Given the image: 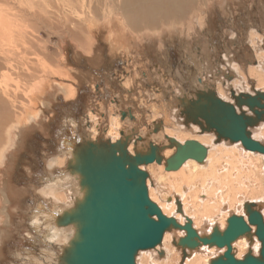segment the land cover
Here are the masks:
<instances>
[{
	"label": "rangeland",
	"instance_id": "374dc122",
	"mask_svg": "<svg viewBox=\"0 0 264 264\" xmlns=\"http://www.w3.org/2000/svg\"><path fill=\"white\" fill-rule=\"evenodd\" d=\"M176 1L177 3L172 4L171 0H168V10L163 12L161 17L155 15V18L150 19L159 22L151 23V25L157 23V26L151 29L152 33L156 32V35H153L142 29L140 19L142 16L139 15L148 8L157 7L158 4H149L141 8L139 12L133 11L132 15H136L133 17L136 26L133 25L134 29H129L124 23L126 19H123L121 15L114 18L116 22L106 23V19L109 20L107 11L116 9L120 0H0V8L3 7L13 21L16 18L19 19L17 20L18 25L25 29L23 42L17 41L16 46L18 47L13 51L14 59L10 58L6 62L0 56V117H8L0 126V264H46L48 254L53 253L54 257L58 258L61 253L63 248L50 242L47 237L44 238V235L51 229L46 231L45 227L47 223L45 221L49 218L44 219L43 224H41V220H43L41 218L45 214L51 216V219H55L56 214L69 207L54 204V198L51 195H43L42 190L46 189L52 181L55 183L56 180L67 174L65 172L67 154H71L67 143L80 140L83 137L89 140L102 138L103 140L110 139V142L116 141V139L112 140L110 134L106 135V129L108 130L112 117L118 115L115 129L124 132V135L118 134V141L127 136L125 131H128L130 126H135L133 129L139 131V135L147 137L142 140L163 144L167 142L164 137L158 139L152 138V135L150 140L147 136V132L152 126V119L147 116L146 110L154 104L152 101L146 106L143 105L144 103L139 101L142 92L145 94L150 88L149 91L152 94L150 100L162 101L158 105L159 107L157 106L160 117L154 119L153 123L154 121L163 122L164 118L161 114H166L163 110L171 100L173 102L172 109L175 111L167 112L170 113L169 116L173 119L174 114H180V117L184 119L182 109L176 108L181 97L196 99L195 94L197 93H209L210 90L206 89L209 86L212 88L211 92L214 90L216 94L215 84L218 83V80L223 82L222 87L224 89L225 85L226 89L228 83L239 76V72L234 67L236 63L241 67L240 74L247 77V79L242 78L244 79L243 86L251 88L250 91L255 89L251 87L250 83V81L253 82V79L249 78L244 68L250 64L256 65L258 62H253L258 57L256 53H264V0ZM178 3L179 6H174ZM184 17L182 22L181 18ZM169 20L171 23L168 22ZM200 20L203 21L202 25L199 24ZM189 24H192L193 28L207 29L208 34L204 40L209 36L210 38L207 43V51L205 49L207 52L205 56L202 54V48H197V46L201 47L202 41L191 46L192 42L187 43L186 39L177 38L178 33H181L182 26L186 27ZM113 31H117V33L121 31L120 36L123 35L127 38L130 36L129 38L133 42L130 51L126 43L108 40V34ZM186 31L191 32L192 30ZM250 34L259 35L260 38L258 37L256 44L251 41ZM153 38L158 45L161 43L160 47L165 53V58L161 59L160 63L163 67L158 70L153 68L155 62L150 60V57L156 58L154 54L148 53L150 57L142 58V55L147 54L146 47L148 51L153 49V45L148 46V40ZM86 40L91 42L90 47L88 43V53L83 52L81 46L87 42ZM111 46L117 51L110 50ZM203 46L205 45L203 44ZM212 47L214 50L216 49L215 53L209 52ZM17 53H20L21 58L15 57ZM141 59H144V63H141ZM260 59L258 57L257 60ZM136 61H139V65H143V67L138 68V65L134 64ZM195 63H200L201 67ZM57 68H60L61 72L65 69L67 76L72 77L61 75L57 79H51V76L56 75H50V72ZM148 68L150 70L147 74L159 72L161 76H164L160 88H157V85L147 86L138 78L137 75L144 76V71L147 72ZM224 73L230 75L224 76ZM200 78L204 81H201ZM13 79L17 81V85H14ZM97 79H99V82L96 83L99 84V91L104 86L111 85L109 86L112 91L110 92L111 96L104 102L96 98L94 82ZM129 79L132 81L130 86L127 85V88L121 89L120 83L124 85ZM39 81L43 84L41 91L36 89L40 84ZM71 81H73L72 87L76 88L73 102L79 97L82 98V101L78 103L82 102L79 105L80 108H77L78 105L75 106L78 109L77 116L73 111H70V114L64 113L69 111V106L65 105L72 100L64 99L66 90L62 82ZM7 82L10 91L3 89L7 88ZM211 83L212 85H210ZM31 88L34 90L32 95L29 93ZM231 88L234 90L230 92V95L231 93L238 95L237 91L239 90L232 84ZM242 91L243 89H240V92ZM3 92L11 94L13 103ZM176 97H180V99L177 100ZM134 99L137 101H133ZM119 110H125L124 112L131 110L133 118L128 116L121 118ZM20 113L21 117H19ZM72 121H75L74 124ZM76 127L77 131H75ZM112 134L114 135V133ZM92 135L94 138H91ZM127 138L129 140V136ZM132 143L130 145L136 149L138 144ZM35 151L42 157L37 162L38 166L34 168L32 160ZM128 153L130 154V152ZM60 157L64 158L63 164L56 162V158ZM147 169L145 170L147 171ZM262 172L264 173V163ZM153 177H155L154 174H152V179ZM151 186L157 190L153 192L154 196L169 194L168 187H159L153 180H151ZM70 187L67 184L59 185V189L67 191L68 196L65 195V200L68 202L75 199L76 193L75 190L71 192ZM69 204L71 205V203ZM38 205L39 207H37ZM225 208L220 205L218 211L223 212L226 210ZM230 210H227L228 217L232 214L240 215L234 213L232 209ZM40 213L42 214L40 215ZM35 215L39 216L40 227L34 225L36 222H34L33 216ZM206 225L208 226L204 234L211 230L210 223ZM251 248L254 249V245ZM159 251V246L156 245L152 250L139 253V256H136L138 263L145 264L147 255L149 261H153L154 255L163 259V256L158 255ZM215 251L210 253V259L223 253L219 249ZM244 254L240 257L242 258ZM51 263L53 264L54 260ZM174 264H183L180 254L179 260Z\"/></svg>",
	"mask_w": 264,
	"mask_h": 264
},
{
	"label": "bare ground",
	"instance_id": "6f19581e",
	"mask_svg": "<svg viewBox=\"0 0 264 264\" xmlns=\"http://www.w3.org/2000/svg\"><path fill=\"white\" fill-rule=\"evenodd\" d=\"M171 2H172V4L177 3L176 0H171ZM149 4H152V5L158 4V6L148 8L147 10L143 11L139 16H142V18H140L141 24H142V29L152 33L151 29H154L157 26L156 25L157 23L156 24L153 23L152 25H151V23L152 22H158V21H152L150 19L155 18V15H160V17H161L163 12H166L168 10V7H169L168 6V0H120V3L116 6V9H111V10L109 9V11H107L109 20L106 19V23H109L110 21L116 22V20L114 18L117 17L118 15H121L123 17V19H126V21H127V22L126 21L124 22L125 25L127 27H129V29H134V26H136V24H134L133 17H135L136 15L135 14L132 15V12L135 10L137 12H139L141 8H143ZM174 6H179V3L174 5ZM82 8H83V6H82ZM124 14H127V15H124ZM163 16H166V15H163ZM184 19H185V17L181 18L182 22ZM17 20H19V19L16 18L13 21L11 19V16L9 15V13L3 7L0 8V56H1L2 60L6 61V62H8L10 58L14 59L13 51H14V49H16V47H18V46H16L17 45L16 43H17V41L23 42L22 39L25 36V29L18 25ZM92 20L94 21V19H92ZM160 22H162V21H160ZM168 22L171 23V20H169ZM112 24H113V22H112ZM199 24L202 25L203 21L200 20ZM161 26H163V25L161 24ZM120 29H121V26H120ZM186 30H192V31L187 32ZM206 30L207 29H205V28H200V29L193 28L192 24H189L186 27H184V25H183L182 29H181V33H178L177 38H179V39L184 38V39H186L187 43L192 42V44H190L191 46L194 43L196 44V42L198 43V41H199V43H200V41H202L201 47L197 46V48L198 49L202 48L203 53L202 52L201 53L205 56L207 53L206 51L208 49L207 48L208 47L207 46L208 39L210 38V36H209L208 39L204 40L206 38L205 36H207V34H208V32ZM117 31H113L112 33H109L108 34V40L109 41H116L117 40L118 43L124 42L129 46V51H130V49H132V47H133V46H131V43L133 44V42L130 40V38H129L130 36L128 38L124 37L123 35L120 36L121 31L118 33H117ZM152 34L156 35V32H154ZM175 34H176V32H175ZM250 36L252 39L251 41L256 44L258 41L259 35L250 34ZM86 41L87 42L81 44V46L83 47V52L88 53V50H89L88 43H89V47H90L91 42L89 40H86ZM205 41H206V43H205ZM148 42H149L148 46H150V44L153 45V49L151 47L152 50L148 51V49L146 47L145 52H147V54L145 53V55H142V58L144 56L150 57V55L148 53H152L151 55L154 54V56L156 58L150 57V60L152 62H155V65L153 68L155 70L162 69L163 65H160V63L162 62L161 59L165 58V53H164V50L160 47L161 43L158 45L154 38L150 41L148 40ZM203 44L205 46H203ZM111 47H110V50L113 49L114 51H117V50H115L114 47H112V48ZM135 47H137V46H135ZM27 49H29V48L27 47ZM80 49H82V48H80ZM133 49H135V48H133ZM205 49H206V51H205ZM215 50L212 47L209 50V52L213 51L215 53L216 52ZM256 54L261 59L257 60L258 59V57H257L255 60H253V62L257 61L258 63L255 62L256 65L250 64L248 67L244 68V70L246 69V72H247V75L249 76V78L251 77L250 79H253V82L250 81L251 87L255 88V90L264 91V53H256ZM15 55H16L15 56L16 58H21L20 53H17ZM16 61H18V60H16ZM140 61H141V63H144V59H141ZM194 62H195V60H194ZM156 63H158V65H156ZM134 64L136 66L138 65V68L143 67V65H139V61H136ZM195 64L199 65L200 63L199 64L195 63ZM234 67L239 72V76H237V78L235 77L234 79H232L231 82L228 83L226 89H225V85H224V89H223V87H222L223 82L221 80H218L217 81L218 83L215 84V87H216L215 90H217L216 94H217L218 98H220L221 100H223L225 102H230L233 104H234V99L232 98V93L230 95V92L234 89L231 88V84L237 90H239V91H237L238 94L241 93L240 89H243L242 92H244V93H250L252 95L254 94L252 91H250L251 88L249 89L248 86L247 87L243 86V83H244L243 80L244 79H242V78L247 79V77L240 74V68L241 67L239 66V64L236 63L234 65ZM143 70H145V69H143ZM149 70H150V68H148L147 72H146V70L144 71V73H145L144 76H141L138 74L137 75L138 78L141 79V82L143 81V83H146L147 86L153 87L154 85H157L158 86L157 88H160L162 85V82L164 81L163 80L164 76H161V74L159 72H156L153 74H147L149 72ZM50 75H56V76H51L52 77L51 79H57L58 77H61V75L63 77H65V76L66 77H72V76H67V71L65 69L61 72L60 68H57L55 71H51ZM137 76H132V77H137ZM122 79H124V78H122ZM200 80H201V78H200ZM13 81H14V79H13ZM188 81H190V80H188ZM201 81H204V80H201ZM39 82H40V84L38 85V87L36 86L37 91H41L43 89V87H42L43 84L41 83V81H39ZM126 82L127 83L124 85L122 83H120L121 89L127 88V85L130 86V82H132V81H131V79H129V80H126ZM37 83H38V80H37ZM68 83L71 84L70 82H68ZM7 84H8V82L6 83V85ZM224 84H226V82H224ZM8 85H7L6 89L3 87L2 88L5 91H7V89H8V91H10L8 88ZM14 85H17V81H14ZM35 85H37V84H35ZM207 85L209 86V84H207ZM210 85H212V83ZM68 88H69L70 93H74L73 87L71 85H68ZM143 88H144V86H143ZM171 89H172V87H171ZM188 89H190V88H188ZM191 89H193V88H191ZM206 89L210 90L209 92L212 91V88L210 86H209V88H206ZM31 90H32V88L29 91L30 95H32V93L34 91V90L31 91ZM149 90H150V88H149ZM149 90L146 91L145 94H143V92H142V95H141V98L139 101L142 104L144 103L143 105H145V106L150 104V102L153 101L152 104H154V105L151 106L150 109L146 110V112H148L147 116L149 118H151L153 121L157 117H160L158 105L162 101H160L158 99L150 100L152 94H151V91H149ZM155 91H157V90H155ZM248 91H250V92H248ZM211 93L215 94L214 90ZM4 95L7 98H9L10 101L13 103V97L11 96V94L9 92L4 93ZM148 97H149V99H148ZM176 98H177V100L180 99V97H176ZM196 99L193 98V100H192V98L183 96L178 101L176 108L179 110H181V109L183 110L184 106H189V103L192 101H195ZM133 101H137V99H134ZM172 105H173V102L171 100L170 103H168L166 105V109L163 108L164 109L163 111H165L166 114L165 113L161 114L162 117L164 118L163 122L160 121V123H157V126L159 128V132L155 136L153 135L152 138L156 137L159 139V138H162L164 136H168V137L174 138L175 140H177L180 143H183L185 140H196L199 143L206 146L207 154H206L204 162L198 163L192 159H188L177 170H173V171H166L164 169L163 163L158 164V165H155L154 163H152V164L145 166L144 169L148 168L147 171H148V175H149L147 180H146L149 199L158 206V208L161 210L162 214H164L168 218L174 217L176 219V221L181 225L184 224L185 218L190 219L192 227L201 236L206 235L204 233H205L206 227L208 226V225H206L207 223H210L209 228H211V229L213 227H218L219 230H223L226 226V220L228 218L227 210L232 209L234 213H238L241 216H244V218L246 219L244 211H243V204L245 202H252V203L256 204V206L260 207V209L262 210V214H263L264 213V206H263L264 205V186H263L264 173L262 172V167H263V163H264V154L245 150L239 142L230 143V142L224 141L222 139L217 140L215 133L211 129L210 130L204 129L203 131H201L199 126L197 124L193 123L192 121L189 120L188 122H185V118L184 119L181 118L180 114H177V115L174 114L173 119H172L169 116L170 113H167V112L175 111L172 109ZM244 109H246V108L244 107ZM236 110H237V107H236ZM111 114H113V113H111ZM91 115H93V114H91ZM127 116L128 115L126 114V117ZM193 116H195V114H193ZM19 117H21V113H20ZM19 117H16V118H19ZM7 119H8L7 116L0 117V126H1L2 122L7 120ZM134 119H135V116H134ZM14 121H15V119H14ZM20 122H22V119H20ZM117 123H118V115H114V117H112V119H111V124H110L108 130L106 131V135L110 134L112 136V140H115V139L117 140V136H118V134H120V131L118 129H115L117 126ZM112 125H114V128H112ZM112 133H114V135ZM250 134H251L252 138H254L255 140H258L259 142L264 144V142H262V140L264 139V121H260V123H258L255 127L251 128ZM122 135H124V132ZM151 135H152V133H151ZM91 138H94V135H92ZM120 138H121V136H120ZM152 138H150V140ZM74 143H75L74 141L67 143L68 147L69 148L72 147L74 145ZM112 143H114V142H112ZM147 143H149V142L147 141ZM64 144H66V143H64ZM126 144L127 143H125V147H126ZM137 144H138L137 145L138 147L136 149H138V150L143 149L139 145V143H137ZM158 145L161 146L160 143H158ZM132 149H133L132 145H129L128 152H130V154H133ZM172 152H173L172 148H166L162 151L161 154H162L163 158H167L172 154ZM67 155H68V159H69V156H71V154H67ZM63 161H64V158H62V157L56 158V162L58 164H61ZM149 166H151V167H149ZM152 174L155 175V177H153V179H152ZM151 180H153L155 185H158L159 187H163V186L168 187V189L170 190V191H168L169 194L166 193V194H161L159 196H154L153 192L154 191L156 192L157 190H155V188H153L151 186ZM52 182H51V184L48 185V187L46 189L43 188V190H42L43 193L42 192L41 193L43 195H47V196L51 195L55 200V201H53L54 204L66 205V207H71L74 200L80 199L82 197V191H80V189L78 188V183L74 179V177H69L68 174H65L63 177H60V179L56 180L55 183H52ZM64 184L71 186L70 187L71 192H73V190L76 191L74 200H71L69 202L65 200V195L68 196L67 191L64 192L63 189H59V185H64ZM58 202H60V203H58ZM69 203H71V205ZM220 205L222 207H226L225 208L226 210H223V212L218 211ZM37 207H39V205ZM178 208L181 209V213H179L177 211ZM238 211H242V212H238ZM41 214L42 213H40V215ZM42 216H41L42 217L41 219H43V220H41L42 221L41 224H43L44 219L49 218L45 221V222H47L45 227H46V231L51 229L50 232H47L44 235V238L47 237L50 242H54L58 246H60L61 248H64L67 245L68 240L71 238V236L73 234V228L71 226H69V227H55L54 226L53 228H51L49 223L52 222L54 219H51V216H48L45 214ZM33 217L35 218L34 222H36V223H34V225H37L40 227L41 224H38L39 223L38 222L39 216L35 215ZM253 230H254V226H251V232H252L251 237L246 238L245 236H241V237L237 238L232 243V252L234 253V256L236 259H240L241 258L240 256L242 254L246 253V251H248V250L254 256L258 255V254L256 255V253L259 252L260 247H259V242H257L258 240H256V238L254 239L255 236L253 235ZM210 232H211V230L209 232H207V234H209ZM184 234H185V232L181 229H170L168 231L166 230L162 236L161 243L159 245H157V246H159V249H160V251L158 252V255L161 257L163 256V259H160V258L156 257V255H154L153 261H149L148 255H147L146 260H145L146 261L145 264H174L175 261L177 263V261L179 260V254L181 255V262H183V264H209V262L211 260L210 259V253L216 252L215 251L216 249H219L221 252H224L223 250H225L224 248H217L215 246L207 247L205 245H200L198 248H196L194 250H190V249L186 248V251H185L186 254H185L184 258L182 259L183 248L177 244V242H178L177 240H178V238L184 236ZM252 245H254V249L251 248ZM52 249H53V247H52ZM150 250H152V249H150ZM146 251H149V250H141L137 253L136 256H139V253L146 252ZM160 252H161V254H159ZM52 260H54L53 264H57L58 258L54 257L53 253H50V254H48V262L46 264H52L51 263ZM135 261H136V264H140V263H138L137 257L135 258Z\"/></svg>",
	"mask_w": 264,
	"mask_h": 264
},
{
	"label": "water",
	"instance_id": "95a60500",
	"mask_svg": "<svg viewBox=\"0 0 264 264\" xmlns=\"http://www.w3.org/2000/svg\"><path fill=\"white\" fill-rule=\"evenodd\" d=\"M252 92L253 95L232 93L234 104L211 92L196 94L197 99L181 112L185 122L192 121L201 131L211 129L217 140L239 142L245 150L264 154V144L250 134L251 128L264 121V91ZM164 138L167 144L158 146L149 142L141 150L133 149V154L128 153L125 142L112 143L102 138L83 137L70 147L65 172L77 181L82 197L56 214L49 224L51 228H73L57 264H135L137 253L155 248L170 229L185 232L177 240L183 248L182 259L186 248L194 250L205 245L225 247L209 264H264V216L256 204H243L246 219L232 214L223 230L213 227L209 234L201 236L190 219L185 218L181 225L174 217L162 214L149 199L145 166L163 163L166 171H173L188 159L202 163L207 154L206 146L196 140L180 143L168 136ZM166 148H172L173 152L163 158L161 153ZM177 211L181 213V209ZM251 226L255 227L253 235L260 243L258 255L248 250L236 259L232 243L241 236L251 237Z\"/></svg>",
	"mask_w": 264,
	"mask_h": 264
},
{
	"label": "flooded vegetation",
	"instance_id": "af4514ba",
	"mask_svg": "<svg viewBox=\"0 0 264 264\" xmlns=\"http://www.w3.org/2000/svg\"><path fill=\"white\" fill-rule=\"evenodd\" d=\"M230 74H228V73H224V76H229ZM99 97V94L98 93H96V98H98ZM80 101H82V98L81 97H79L77 100H75L74 102H73V100L71 101V102H69V103H67L65 106H69V111H65L64 113H68V114H70V111H73V112H75L76 113V116L78 115L77 114V111H78V109L80 108L79 107V105L80 104H82V102L80 103V104H78ZM73 102V103H72ZM76 105H78L77 106V108L78 109H76L75 108V106ZM120 112H119V114H120V116H121V118H123L124 116H126V114L128 115V117H130L131 118V116H132V114H131V110L129 111H127V112H123V110H119ZM126 113V114H125ZM59 114H62V112L60 113L59 112ZM59 114H58V116H59ZM81 118V117H80ZM132 118H133V116H132ZM131 118V119H132ZM155 123H153V121H152V126H150V131H148L147 132V136H149V137H151L152 135H154V133L155 132H159V128H158V126H157V123H160V121H154ZM133 125V124H132ZM135 126H130L129 128H128V131L126 130L125 132H127V136H124V138L126 139H123L122 138V142H125V143H127L126 144V148H127V150H128V147H129V145H130V143H132V142H134L133 144L134 145H137V143H139V145L141 146V147H145V146H147V140H145V142H144V140H142V139H146L147 137L145 136V137H143L142 135H139L138 134V132L137 131H135L133 128H134ZM130 129V130H129ZM75 131H77V127H76V129H75ZM106 131H107V129H106ZM120 131V133H123V131H121V130H119ZM151 133H152V135H151ZM157 133H155V134H157ZM129 136V140H128V137ZM165 137V136H164ZM47 139H49V138H47ZM165 139V138H164ZM110 140V139H109ZM166 140V139H165ZM76 141H78V140H76ZM76 141H74V142H76ZM116 141H118V139L116 140ZM116 141H113V142H116ZM136 141V142H135ZM167 141V140H166ZM148 142H152V141H149L148 140ZM152 143H154V142H152ZM168 142H165V143H163V144H161V145H164V144H167ZM154 144H156V145H158L157 143H154ZM38 153V152H37ZM42 157V155L41 154H36V151L33 153V160L32 161H34V163L32 164V166L34 165V168L35 167H37L38 165H37V162H39L38 160H40V158ZM33 168V169H34Z\"/></svg>",
	"mask_w": 264,
	"mask_h": 264
},
{
	"label": "crops",
	"instance_id": "0c3cea01",
	"mask_svg": "<svg viewBox=\"0 0 264 264\" xmlns=\"http://www.w3.org/2000/svg\"><path fill=\"white\" fill-rule=\"evenodd\" d=\"M67 80H69V79H67ZM118 80V79H117ZM99 82V79H97L95 82H94V85H95V89H96V93H98L99 94V99H100V101H102V102H104V101H106L110 96H111V94H110V92H112L111 91V87H109V86H111L110 84L109 85H106V86H104L102 89H100V91L98 90V86H99V84H96V83H98ZM71 84H69V83H65V82H62V84L64 85V87H65V90H66V96H63L64 97V99H66L67 101H70V100H73L74 99V97L76 96V88L75 87H73V91H74V93H70L69 92V88H68V85H73V81H71L70 82ZM113 86V85H112ZM124 94H126L125 92H123ZM98 98H97V100H98ZM73 123H74V121H73Z\"/></svg>",
	"mask_w": 264,
	"mask_h": 264
}]
</instances>
